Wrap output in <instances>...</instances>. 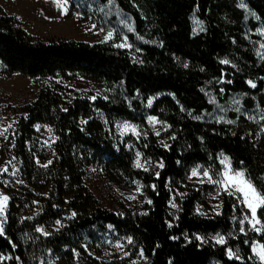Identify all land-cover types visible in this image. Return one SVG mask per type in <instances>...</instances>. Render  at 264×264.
I'll list each match as a JSON object with an SVG mask.
<instances>
[{
	"label": "trees",
	"instance_id": "obj_1",
	"mask_svg": "<svg viewBox=\"0 0 264 264\" xmlns=\"http://www.w3.org/2000/svg\"><path fill=\"white\" fill-rule=\"evenodd\" d=\"M71 2L125 33L132 51L39 38L12 16H0V61L7 74L80 73L115 92L113 99L77 97L63 104L55 89L43 86L18 119L10 141L29 187L3 186L12 199L0 217V252L8 256L0 264H38L48 250L69 260L87 240L101 242L113 231L130 237L146 264H260L246 243L250 237L236 229V198L222 194L221 212L203 215L197 206L207 205L210 187L193 188L180 200L177 218L170 201L190 168L217 162L219 150L264 190V0ZM195 20L203 31L195 29ZM150 115L168 123L173 136L168 146L151 131L137 142L145 157L164 165L145 171L135 167V152L118 146L106 128L118 119L147 126ZM39 123L52 124L57 134L47 166L29 148ZM93 164L112 178L142 182L150 201L146 209L122 215L103 207L85 182ZM63 218L66 224L54 233L38 231ZM216 233L228 235L227 243L197 237ZM251 238L264 243V233ZM228 246L240 250L244 261L229 258Z\"/></svg>",
	"mask_w": 264,
	"mask_h": 264
},
{
	"label": "rangeland",
	"instance_id": "obj_2",
	"mask_svg": "<svg viewBox=\"0 0 264 264\" xmlns=\"http://www.w3.org/2000/svg\"><path fill=\"white\" fill-rule=\"evenodd\" d=\"M1 15L12 16L28 33L39 38H69L90 43H109L115 48L132 51V45L125 33L118 31L100 16L87 13L79 6L73 5L71 0H0ZM195 29H200V24H197V20H195ZM109 32L112 33L111 38H108ZM117 45L128 46L118 47ZM4 70V66L0 61V131L7 129L3 135H0V194L9 197L5 209L6 213L12 195L3 186L14 188L28 186L22 177V161L12 149L10 134L15 128L18 119L25 115L27 106L36 99L41 87L50 86L55 89L63 98V104L77 97L113 99L115 92L108 86L95 82L80 73H58L46 78H31L19 73L7 74ZM157 97L150 98L148 104L151 106ZM100 116L107 123L104 115L100 113ZM152 117L155 120L150 123L149 118ZM125 123L136 126L139 135L134 134L132 131L123 132L122 125ZM82 124H84V121H82ZM106 129L109 136L118 146L122 145L127 149L133 150L135 155L137 152L141 153V163L148 170H157L160 162L145 157L137 142H140L142 138H146L148 131L153 132L155 135L159 132V135H156L157 139L160 144L165 146H168L173 136L170 125L154 115L148 116L147 126H141L125 119H118L113 126L107 125ZM56 140L57 134L52 124L39 123L35 126V133L29 143V148L39 165L47 166L52 162L55 156ZM221 154L231 159L233 170L244 171L247 177L245 168H236L230 154L224 150H219L217 152V162L195 164L189 170L187 181L172 189V199L170 201V214L172 217H178L181 209L180 200L184 199L191 189H203L205 186L210 187V192L205 194L208 203L207 205L199 204L197 212L203 215H213L221 212V196L225 192L220 191L217 185L208 183L207 178L202 175L192 176L194 168H199L201 173L204 169H208L213 179H217L218 174L224 170V165L220 162L222 159ZM84 177L87 186L98 202L115 213L125 215L127 212L143 211L149 204V198L144 191L142 182L138 180L129 182L120 177L112 178L100 164L88 166ZM201 179H204L205 182L201 183ZM130 197L134 198L130 199ZM239 206L240 215L235 218L236 229H238L239 234L250 237L246 241L250 247L254 243H262L257 239L251 238L256 232L251 230L248 221L243 223L245 231H240L242 226L240 221L248 210L242 204ZM34 208L37 209L36 206ZM66 222L67 218H63L44 224L39 229L44 230L43 232L40 231L43 235H45V232L50 235L66 224ZM217 236H223L225 238L224 244L227 243L228 235L222 233L210 234L207 237L198 235L197 237L200 240L209 239L217 242ZM128 238L130 237L113 231L101 242L87 240L82 245V249L74 250L72 259L67 260L52 250H48L38 259V264H133V262L135 264H146L144 254L141 256V251H137L132 239L131 243H129ZM117 245L122 247H117ZM229 249L235 253V256H229ZM125 253L129 255H125ZM227 253L231 259H236V256H239V259L236 260L244 261L238 249L228 246ZM7 258L6 254L0 252V262ZM252 258L259 262L253 251Z\"/></svg>",
	"mask_w": 264,
	"mask_h": 264
},
{
	"label": "snow or ice",
	"instance_id": "obj_3",
	"mask_svg": "<svg viewBox=\"0 0 264 264\" xmlns=\"http://www.w3.org/2000/svg\"><path fill=\"white\" fill-rule=\"evenodd\" d=\"M243 6V5H242ZM197 24H202V22L197 21ZM200 31H203V28H200ZM261 35H264V29L260 30ZM112 33H108V38H111ZM118 47L122 46H128V45H117ZM262 48H264V44L261 45ZM222 63L227 64L229 61L224 60ZM251 84L252 82L249 81ZM255 87V85H252ZM95 99V97H93ZM155 118H149V122L151 123L154 121ZM230 122V121H229ZM10 127V126H9ZM123 132L132 131L134 134L139 135L137 132V127L134 125H130L128 123H125L122 125ZM4 131H7V129H4L3 131H0V135L4 134ZM156 135H159V132L156 133ZM174 138V137H173ZM141 153L137 152L136 156L137 159L135 161V167L137 168H143L145 171L148 169L145 168L144 164L141 163ZM221 164L224 165L223 172L218 174L217 179H213L212 175H210L208 169H204L201 173L199 168H194L192 170V176H203L207 178V182L211 184H215L218 186L220 191L225 192L227 195L234 197L237 199L238 203L242 204L247 210V214L243 217V219L240 221L241 223V232H244L245 229L243 227L244 221H248V223L251 226V230L255 231L256 233H264V221H262L258 216V211L260 212V215H264V190H260L255 186V184L252 182V180L248 177H246V174L244 171H235L232 168L231 159L227 156H224L221 154ZM163 163L161 162L159 167L163 168ZM6 171V169H5ZM159 175V173H157ZM201 183H204L205 180L201 179ZM154 187V186H153ZM134 197H130L132 199ZM9 200V197L0 194V217H4L5 209L7 202ZM150 203V201H149ZM175 207V205H173ZM75 215V214H73ZM38 231L43 232V229H38ZM0 232H3V223L0 222ZM45 235H48L47 232L44 233ZM216 240L220 244L225 243V238L223 236H217ZM128 242L131 243V238H128ZM117 247H122L121 245H117ZM252 251L255 254L256 258L259 260L260 264H264V243H254L252 244ZM141 256H143V252L141 250ZM125 255H129L128 253H125ZM229 256H235V253L229 249ZM236 259H239V256H236ZM251 259V257L249 258ZM135 264V262H133Z\"/></svg>",
	"mask_w": 264,
	"mask_h": 264
}]
</instances>
